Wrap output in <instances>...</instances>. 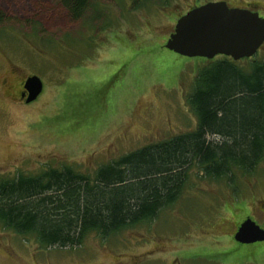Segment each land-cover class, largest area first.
Masks as SVG:
<instances>
[{
    "label": "rangeland",
    "instance_id": "374dc122",
    "mask_svg": "<svg viewBox=\"0 0 264 264\" xmlns=\"http://www.w3.org/2000/svg\"><path fill=\"white\" fill-rule=\"evenodd\" d=\"M98 1L97 17L72 20L59 0H0V180L64 166L93 176L194 130L187 98L208 60L165 48L178 19L219 1L264 17V0ZM251 59L264 60V44ZM30 76L43 91L28 104L19 92ZM197 169L154 221L107 239L92 233L78 248L43 249L0 225V264H264V242L234 239L248 217L264 228V160L237 171L233 186Z\"/></svg>",
    "mask_w": 264,
    "mask_h": 264
},
{
    "label": "trees",
    "instance_id": "16d2710c",
    "mask_svg": "<svg viewBox=\"0 0 264 264\" xmlns=\"http://www.w3.org/2000/svg\"><path fill=\"white\" fill-rule=\"evenodd\" d=\"M59 2L72 20L101 12L98 0ZM245 60L219 56L199 68L187 98L192 131L127 153L93 176L64 166L1 179L0 225L43 249L78 248L92 233L107 239L154 221L180 199L194 167L200 178L231 186L237 171L252 174L264 160V60Z\"/></svg>",
    "mask_w": 264,
    "mask_h": 264
},
{
    "label": "water",
    "instance_id": "95a60500",
    "mask_svg": "<svg viewBox=\"0 0 264 264\" xmlns=\"http://www.w3.org/2000/svg\"><path fill=\"white\" fill-rule=\"evenodd\" d=\"M264 44V17L246 9H230L225 1L210 2L192 8L181 16L165 48L187 58L213 60L225 56L240 61L255 56ZM25 102H34L43 91L38 76L26 79ZM243 245L264 242V228L250 217L246 218L234 235Z\"/></svg>",
    "mask_w": 264,
    "mask_h": 264
},
{
    "label": "flooded vegetation",
    "instance_id": "af4514ba",
    "mask_svg": "<svg viewBox=\"0 0 264 264\" xmlns=\"http://www.w3.org/2000/svg\"><path fill=\"white\" fill-rule=\"evenodd\" d=\"M225 2L227 3V5H228V7H229L230 9L238 8V9H246V10H251V11L257 12V10H256L255 8H252L251 6H241V5H238V4H230L228 1H225ZM24 83H25V82H24ZM23 93L27 96V92H26V90H25V88H24V85H23L22 88H21V92H19V94H20V98H22V94H23ZM26 96H24V99L22 98V100L25 101ZM238 228H239V227H238Z\"/></svg>",
    "mask_w": 264,
    "mask_h": 264
}]
</instances>
